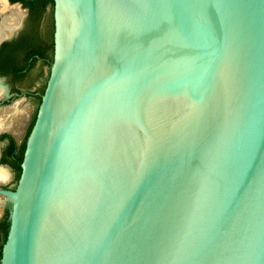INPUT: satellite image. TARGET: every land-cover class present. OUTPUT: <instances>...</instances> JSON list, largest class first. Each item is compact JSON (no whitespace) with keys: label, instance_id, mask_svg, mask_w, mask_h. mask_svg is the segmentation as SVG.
Returning a JSON list of instances; mask_svg holds the SVG:
<instances>
[{"label":"water","instance_id":"obj_1","mask_svg":"<svg viewBox=\"0 0 264 264\" xmlns=\"http://www.w3.org/2000/svg\"><path fill=\"white\" fill-rule=\"evenodd\" d=\"M0 264H264V0H0Z\"/></svg>","mask_w":264,"mask_h":264}]
</instances>
